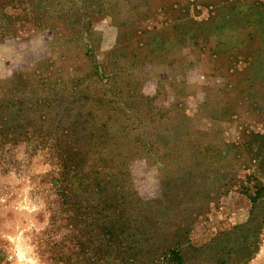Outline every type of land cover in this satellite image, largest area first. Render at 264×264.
Segmentation results:
<instances>
[{"label": "rangeland", "instance_id": "374dc122", "mask_svg": "<svg viewBox=\"0 0 264 264\" xmlns=\"http://www.w3.org/2000/svg\"><path fill=\"white\" fill-rule=\"evenodd\" d=\"M0 126V264H264V0H0Z\"/></svg>", "mask_w": 264, "mask_h": 264}, {"label": "trees", "instance_id": "16d2710c", "mask_svg": "<svg viewBox=\"0 0 264 264\" xmlns=\"http://www.w3.org/2000/svg\"><path fill=\"white\" fill-rule=\"evenodd\" d=\"M25 137L26 136H23L21 134L16 135V133H14V131H12V129L7 128L6 126H0V150L2 149V147L4 145L9 144V142L18 143L17 140H19V138L24 139ZM15 141H17V142H15ZM62 166H63V172L60 173L58 180H57L58 184L56 185L58 198L60 199L61 205L64 207V210L68 211V212H72L71 219L72 218L73 219L81 218V217H83L84 201L77 202L75 200L82 198V197L78 196V193L81 192L82 188L81 189H75L71 185V181L73 178L72 177L69 178V176H70L69 175L70 163H69L68 159H66L64 161ZM87 194H88V190H85L84 191V198H85V195H87ZM262 195H264V186L260 187L259 185H257L255 187L254 196L250 197V200L252 201V204H253V209H255V206L258 202V199ZM94 218H96V220L98 221L99 215L95 214ZM73 219H72V221H73ZM70 222H69V224H70ZM125 222L126 221L124 220V223ZM124 223L120 224L119 227L115 229V223L113 221H111V219H108L106 221L102 220V223L100 224L99 229L101 230V232L103 234V238L106 241L105 244L107 247H110V246L115 244V240L117 239L118 236L114 235V233L116 231H118L120 228L124 227ZM86 224H87V222L85 221L82 223V226L86 225ZM79 225H80V222H79ZM84 228L86 229V226ZM260 229H263V226ZM80 232H81V230H80ZM254 243H255V245H254V249L252 250V252L245 255L243 257V259L241 261H239V264H248L250 261L253 260V258L255 257V255L259 251L258 239H257V242L255 241ZM95 258H97V254H95ZM163 260L165 262H167L168 264H182L181 255H180L179 251H177L175 249L165 251V254L163 255Z\"/></svg>", "mask_w": 264, "mask_h": 264}]
</instances>
